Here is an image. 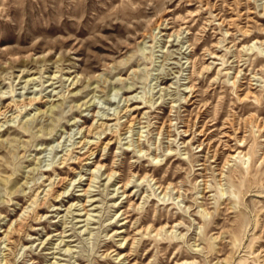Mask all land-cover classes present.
I'll list each match as a JSON object with an SVG mask.
<instances>
[{
    "label": "rangeland",
    "instance_id": "obj_1",
    "mask_svg": "<svg viewBox=\"0 0 264 264\" xmlns=\"http://www.w3.org/2000/svg\"><path fill=\"white\" fill-rule=\"evenodd\" d=\"M6 104L0 264H264V0H0Z\"/></svg>",
    "mask_w": 264,
    "mask_h": 264
},
{
    "label": "bare ground",
    "instance_id": "obj_2",
    "mask_svg": "<svg viewBox=\"0 0 264 264\" xmlns=\"http://www.w3.org/2000/svg\"><path fill=\"white\" fill-rule=\"evenodd\" d=\"M53 79V78H52ZM51 85V84H50ZM37 101V97L35 96H30L24 99H21L18 104H20L19 106H25V105H32ZM133 110H135L134 108L132 109H128V105H125V107L123 108V114L122 116L125 117V120L123 121V123L120 125V131H130V129H132L134 127V125L136 124V116L133 115ZM11 111V105L10 104H6L5 106H0V126L2 125V118H6L7 114ZM122 112V110H121ZM115 118L109 117L107 118V120L104 121H97L95 123L94 126H92L91 130L88 131L87 135H94L95 134H101L104 133L105 130H111L112 134L115 133V130H113V125L117 124V123H110L112 121H114ZM7 121L6 119L4 120V122ZM93 125V124H92ZM103 142H99V141H89L86 140L85 138L82 140L78 141V145L77 147H80L82 149H85L80 156L76 157L77 160H87L90 159L95 152L98 150V148L100 147V145ZM109 145V142H106L105 144H103V148L105 149L107 146ZM62 163V162H61ZM87 164V163H86ZM102 166L100 165H96L94 170L98 171ZM110 176V174H109ZM49 188L47 189L48 191L52 192L51 194L55 195V199L59 198L60 196L63 195V190L65 189V187L67 185H69L70 183L65 179V177H57V178H50L49 180ZM126 185H128V183H126ZM55 187H59L62 189V191H58L55 190ZM47 190H41L40 193H43V196L40 199L39 202V207L38 209H43L44 208V203L47 199V197L49 196V192L47 193ZM38 196V194H37ZM36 197V196H35ZM31 205V204H30ZM27 208V207H26ZM24 211V210H23ZM27 211V210H26ZM24 213L21 214L20 218H18V220H16L14 222V224H12V227L8 228L10 230L6 231L4 233V236L2 238H0V244L4 243L6 245L10 244L13 238V234L21 231V229L23 228V223L26 222V215H23ZM13 223V222H12ZM65 250L67 251L68 248H65ZM4 263L6 264V260H4L3 262H1V264Z\"/></svg>",
    "mask_w": 264,
    "mask_h": 264
}]
</instances>
